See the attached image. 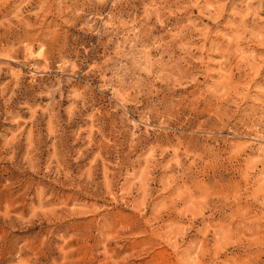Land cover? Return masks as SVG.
<instances>
[{
    "label": "rangeland",
    "instance_id": "1",
    "mask_svg": "<svg viewBox=\"0 0 264 264\" xmlns=\"http://www.w3.org/2000/svg\"><path fill=\"white\" fill-rule=\"evenodd\" d=\"M0 264H264V0H0Z\"/></svg>",
    "mask_w": 264,
    "mask_h": 264
},
{
    "label": "bare ground",
    "instance_id": "2",
    "mask_svg": "<svg viewBox=\"0 0 264 264\" xmlns=\"http://www.w3.org/2000/svg\"><path fill=\"white\" fill-rule=\"evenodd\" d=\"M41 50V49H40Z\"/></svg>",
    "mask_w": 264,
    "mask_h": 264
}]
</instances>
